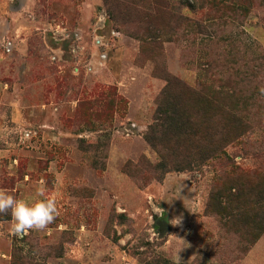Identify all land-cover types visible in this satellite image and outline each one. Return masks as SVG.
<instances>
[{
	"label": "rangeland",
	"instance_id": "obj_1",
	"mask_svg": "<svg viewBox=\"0 0 264 264\" xmlns=\"http://www.w3.org/2000/svg\"><path fill=\"white\" fill-rule=\"evenodd\" d=\"M170 78L236 140L160 174ZM263 182L264 0H0V188L59 210L23 237L0 214V264H264Z\"/></svg>",
	"mask_w": 264,
	"mask_h": 264
},
{
	"label": "trees",
	"instance_id": "obj_2",
	"mask_svg": "<svg viewBox=\"0 0 264 264\" xmlns=\"http://www.w3.org/2000/svg\"><path fill=\"white\" fill-rule=\"evenodd\" d=\"M175 89L182 93L188 91L187 87L180 83L175 78L167 80V87L160 97V108L155 114L154 123L149 127L145 134V140L147 143L155 149L162 156L161 162L156 167V172H166L168 170V158L167 153L171 150L172 153H176L177 150L181 151L180 160L185 162L188 166L200 165L224 152L225 148L232 144L236 137L233 132L224 136L222 142L215 137L214 129L209 123H206L204 132L196 134L198 129L196 124L193 123V118L196 115L194 111H190L189 107L183 104V94H173ZM105 97H111V91L101 92L95 101L103 100ZM229 107L225 106V109ZM198 113V112H197ZM228 122L233 119L232 110L227 113ZM227 127L224 124V129ZM187 167L178 169L182 171ZM237 171L233 169V174H237ZM264 184V182H263ZM259 195V199L264 200V189H255ZM251 192V191H249ZM235 200V199H234ZM237 202V198L234 203ZM158 219V218H157ZM158 221H161L160 218ZM252 233H246V236H251ZM160 264H171L167 261H161Z\"/></svg>",
	"mask_w": 264,
	"mask_h": 264
},
{
	"label": "clouds",
	"instance_id": "obj_3",
	"mask_svg": "<svg viewBox=\"0 0 264 264\" xmlns=\"http://www.w3.org/2000/svg\"><path fill=\"white\" fill-rule=\"evenodd\" d=\"M9 213L13 221L11 234L23 237L31 230L47 229L59 215V210L56 199L46 196L43 189H37L34 198L26 201L0 188V214Z\"/></svg>",
	"mask_w": 264,
	"mask_h": 264
}]
</instances>
